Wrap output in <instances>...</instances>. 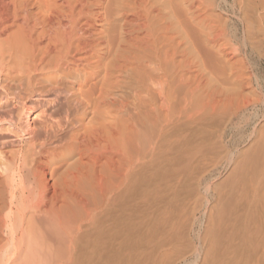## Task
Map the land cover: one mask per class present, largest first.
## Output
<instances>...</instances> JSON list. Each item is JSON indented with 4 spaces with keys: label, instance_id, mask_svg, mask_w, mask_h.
<instances>
[{
    "label": "bare ground",
    "instance_id": "1",
    "mask_svg": "<svg viewBox=\"0 0 264 264\" xmlns=\"http://www.w3.org/2000/svg\"><path fill=\"white\" fill-rule=\"evenodd\" d=\"M246 1L259 11L252 54L264 0ZM216 7L0 0V264H133L138 190L165 171L179 133L232 105L229 68L252 86Z\"/></svg>",
    "mask_w": 264,
    "mask_h": 264
},
{
    "label": "rangeland",
    "instance_id": "2",
    "mask_svg": "<svg viewBox=\"0 0 264 264\" xmlns=\"http://www.w3.org/2000/svg\"><path fill=\"white\" fill-rule=\"evenodd\" d=\"M216 1L213 13L224 22L232 44L238 47L232 61L247 64L246 77L248 74L252 86L246 87L245 79L240 83L237 77V81L232 79L235 74H229V68L221 86L229 87L226 90L234 96L232 105L204 119L197 130L179 133V142L169 148L170 162L165 171L153 174L150 189L144 186L138 190L135 207L139 237L133 264L264 262V183L258 179V144L264 136V45H251H256L252 54L246 46L248 29L257 33L259 11L253 8L256 2ZM234 81L237 86L241 84V91L234 87ZM245 99L263 103L242 110L236 120H230L229 112L239 103L243 106ZM179 157L181 163H177Z\"/></svg>",
    "mask_w": 264,
    "mask_h": 264
}]
</instances>
